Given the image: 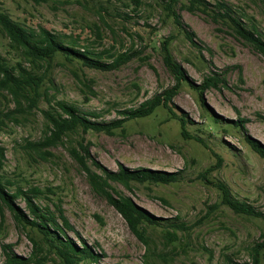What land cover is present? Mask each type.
I'll return each mask as SVG.
<instances>
[{"label": "rangeland", "instance_id": "374dc122", "mask_svg": "<svg viewBox=\"0 0 264 264\" xmlns=\"http://www.w3.org/2000/svg\"><path fill=\"white\" fill-rule=\"evenodd\" d=\"M206 1L209 6L215 1L230 6L246 25L254 24L264 40V1ZM187 4L188 0H139L138 5L132 0H0V9L30 31L44 27L92 53H132L118 68L106 71L62 55L32 66L0 30L1 56L11 65L20 62L43 75L41 97L29 110L26 106L15 110L11 96L0 89V176L11 183L10 191L17 185L37 186L42 191L38 203L61 206L75 230H67V235L78 245L83 240L94 246L99 254L97 262L87 264H254L253 258L264 264V157L244 141L250 136L264 146V57L221 22L189 10ZM169 7L179 14V24ZM185 29L193 32L194 44L187 40ZM166 38L172 59L193 83L200 84L206 76L223 77L217 85L205 87L201 97L197 88L183 81L171 98L173 110L192 122L186 125L188 134L201 141L182 136L178 120L159 106L147 117L125 121L123 131L111 135L69 133L61 143L46 147L44 157L27 148L26 141L41 139L46 132L41 110L54 106L57 99L110 120L121 117L118 110L136 107L173 85L163 60L161 41ZM207 116L220 126H211ZM238 118L244 120L242 128L231 123ZM81 137L91 157L109 171L122 166L178 173L177 181L165 184L108 180L113 195L127 196L162 218L161 224L145 227L147 243L135 236L105 197L92 190L86 171L70 155L69 148ZM90 168L102 175L101 169L92 164ZM220 184L262 216L238 213L222 202ZM15 204L25 208L20 197ZM171 222L177 226H168ZM166 230L174 234L167 237ZM28 236L39 238L35 229L18 227L2 206L0 264L5 260L3 243L17 256L28 257L33 249ZM42 264L61 262L48 254Z\"/></svg>", "mask_w": 264, "mask_h": 264}, {"label": "trees", "instance_id": "16d2710c", "mask_svg": "<svg viewBox=\"0 0 264 264\" xmlns=\"http://www.w3.org/2000/svg\"><path fill=\"white\" fill-rule=\"evenodd\" d=\"M34 2H46L48 0H33ZM139 4V0H132ZM177 0H172L176 2ZM264 1V0H262ZM206 0H188L186 7L193 11L199 10L208 14L214 21L221 22L224 26L238 37L246 41L255 51L264 57V40L257 32L255 25L249 26L244 23L236 14L235 10L226 5L222 1H215L209 6ZM210 7V8H209ZM212 7V8H211ZM173 20L179 24V14L169 7ZM0 30L7 37L9 46L18 50L21 57L31 62L32 66L45 62L48 64L54 56L62 55L65 60L78 62L80 65L94 68L98 70H112L118 68L121 64L128 61L131 52L123 51L112 53L107 50L101 53H92L85 49L80 50L73 46L74 42L69 44L62 36L49 31L44 27H39L38 32L30 31L23 27L17 21L0 9ZM186 38L194 44L192 39L193 32L185 29ZM164 51L163 60L174 77L175 83L170 87L163 89L161 92L154 94L152 97L142 101L136 107H130L118 110L121 117L110 120L99 119L100 113L96 111H81L73 103L64 100H55L54 106L42 109V115L47 122L46 132L41 139L35 141H26L27 148L37 153L38 156L44 157L45 150L48 146H55L61 143L63 136L69 133H86L88 131L102 132L105 134H114L116 130L123 131L125 121L135 118H143L151 115L159 106L165 108L172 118L178 120L181 128V134L185 138H194L201 141L198 136L189 135L186 131L188 122L192 123L186 116L179 115L173 110L171 98L177 92L179 86L184 81L190 87L196 90L201 97V93L205 87L217 85L223 80V77L203 78V81L196 85L188 77L186 73L176 61L172 59L169 50L168 38L161 41ZM103 58H109L104 61ZM43 81V75L26 69L20 62L9 64L7 60L0 54V89H4L11 96L16 107L15 110H23L21 107L29 108L36 104L38 97H41L39 87ZM45 100L50 103L51 100L43 93ZM24 102V103H23ZM11 114L14 112L10 111ZM208 122L213 127H219L218 120L208 117ZM243 119L238 118L232 120L234 126L242 128ZM83 138L77 141L76 146L69 148L70 155L78 163V166L87 173L88 181L93 191L105 197L125 219L127 225L138 239L143 243H147L148 237L145 234V227L156 226L161 224L160 217H154L142 207L136 205L129 197L119 193L111 192L108 180L118 181L127 185L130 181L140 183L149 182L155 184H165L175 182L178 179V173L164 170H157L145 167L135 169H127L122 166L117 171H109L102 167L95 159H93L88 151L87 145L82 144ZM244 141L248 147L264 157V146L258 144L250 136H244ZM88 143V142H87ZM78 147L79 150L76 148ZM3 158V147L0 145V167ZM88 160L90 163H88ZM101 169L102 175L92 171L90 165ZM11 183L7 179L0 176V210L4 206L8 209L14 222L18 227L24 229L29 228L37 231L39 238L35 239L28 236L33 249L28 257L17 256L9 244H2V251L5 255L4 264H42L48 257V254H54L61 264H87L97 262L99 254L95 252L94 246L88 245L81 240L80 245L76 244L66 233L67 230L75 231L70 225L67 217L63 214V210L59 204L52 203L49 205H41L36 198L41 196L42 191L37 186H28L23 189L17 185L14 191H10L7 187ZM221 192L222 202L238 213L261 217L262 213L256 211L247 203H241L232 198L226 185H218ZM22 198L25 202V208L21 209L15 204L16 198ZM170 227H176L177 223H169ZM174 234L173 231L166 230L167 237ZM257 264V259H254Z\"/></svg>", "mask_w": 264, "mask_h": 264}]
</instances>
